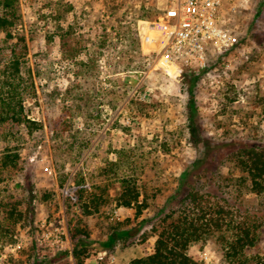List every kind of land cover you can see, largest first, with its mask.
<instances>
[{
    "label": "rangeland",
    "instance_id": "1",
    "mask_svg": "<svg viewBox=\"0 0 264 264\" xmlns=\"http://www.w3.org/2000/svg\"><path fill=\"white\" fill-rule=\"evenodd\" d=\"M164 3L17 0L12 37L0 30V73L13 44L24 43L20 61L30 71L24 79L28 88L33 82L24 107L38 125L30 134L21 129L17 167L0 168V264H77L72 252L79 239L87 244L84 264H129L149 255L155 229L176 205L170 197L191 188L176 192L186 172L209 195L207 205H222L227 220L247 223L255 244L244 249V264H264V196L239 183L227 156L239 143L264 144V0H250L235 15L236 49L225 63L200 72L135 51L136 39L164 26ZM154 7L158 14L140 18ZM61 28L69 34L66 58ZM2 148L0 142V157ZM121 177L140 192L141 213L118 205ZM91 197L98 205L88 213L83 205ZM142 219L139 234L104 247ZM77 230L87 237L75 236ZM230 237L229 231L211 236L188 254L229 264Z\"/></svg>",
    "mask_w": 264,
    "mask_h": 264
},
{
    "label": "trees",
    "instance_id": "2",
    "mask_svg": "<svg viewBox=\"0 0 264 264\" xmlns=\"http://www.w3.org/2000/svg\"><path fill=\"white\" fill-rule=\"evenodd\" d=\"M17 10V0H0V30L5 31L9 38L12 37L10 29L16 25L18 19ZM150 10L141 13L140 18H150L153 14L159 13L157 7ZM60 30L63 32L60 37L62 54L66 58V52H69L66 38L69 34H67L68 31L64 32L63 28ZM141 38L136 39L135 51L138 56H143V51L158 55L167 39V31L163 26L153 31L148 38ZM19 40L24 42L23 37ZM26 51L24 43L13 44L9 66L0 73V142L3 144L0 157L1 169L17 167L20 154L15 148L18 146V140L23 138L21 129H27L30 134L38 125L37 122L27 118L24 107V102L33 89V82H30V88H28L24 79V76L30 73L29 68L20 61V58L26 55ZM193 83L192 80L191 85ZM190 98L192 100V94ZM192 107L191 104V109ZM207 153L208 150H205L203 157L199 158V166L206 160ZM227 156L230 157L233 167L241 173L239 183L246 186L251 194L264 196V144L239 143L227 151ZM188 175L189 172H186L180 177L176 192L179 194L183 188L189 186L191 188L179 199L176 195L170 197V201H175L176 205L162 220L159 228L155 229L156 239L152 253L135 258L129 264H204L188 254L189 247L217 234L224 237L225 231L231 232V237L226 239L227 250L224 253L226 261L229 264H244L241 260L244 249L255 244V238L247 223L233 219L227 220L228 211L222 205H217L215 209L212 205H207L206 197L209 195L195 189L194 184L191 185L188 182ZM118 181L121 188L117 199L118 205L124 208L136 206L138 213H141L143 205L139 200L140 192L132 179L121 177ZM79 192L81 193L79 198L82 199L84 190L79 189ZM90 205L97 210L96 197L88 198V201L84 203L83 206L88 213H91L87 210ZM146 223L147 221L142 219L131 229L116 231L109 237L104 247H110L118 238L136 236L143 230ZM78 235L87 237L83 231L79 230L75 236ZM86 245L83 239H79V244L72 252L77 264H84V259L87 257Z\"/></svg>",
    "mask_w": 264,
    "mask_h": 264
},
{
    "label": "built area",
    "instance_id": "3",
    "mask_svg": "<svg viewBox=\"0 0 264 264\" xmlns=\"http://www.w3.org/2000/svg\"><path fill=\"white\" fill-rule=\"evenodd\" d=\"M162 19L167 39L158 58L174 69L206 71L225 63L236 49L235 15L250 0H164Z\"/></svg>",
    "mask_w": 264,
    "mask_h": 264
}]
</instances>
